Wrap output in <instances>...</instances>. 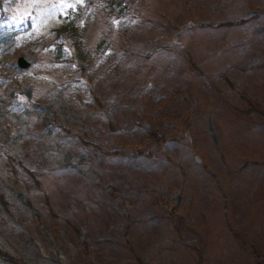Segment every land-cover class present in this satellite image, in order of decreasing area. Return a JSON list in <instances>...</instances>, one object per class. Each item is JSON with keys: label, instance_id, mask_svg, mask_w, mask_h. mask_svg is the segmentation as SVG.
<instances>
[{"label": "rangeland", "instance_id": "obj_1", "mask_svg": "<svg viewBox=\"0 0 264 264\" xmlns=\"http://www.w3.org/2000/svg\"><path fill=\"white\" fill-rule=\"evenodd\" d=\"M104 2L0 0V154L42 173L0 156V250L264 264V0ZM66 9L85 63L53 58L72 51L54 32Z\"/></svg>", "mask_w": 264, "mask_h": 264}, {"label": "trees", "instance_id": "obj_2", "mask_svg": "<svg viewBox=\"0 0 264 264\" xmlns=\"http://www.w3.org/2000/svg\"><path fill=\"white\" fill-rule=\"evenodd\" d=\"M105 8L112 11L115 16H117V14L120 13V10L122 8V4H121V0H105L104 4ZM100 8H102V6L100 5ZM67 14L64 16L65 17V21L58 27L55 28V33L58 35H62L63 37L68 41L69 46L71 48V53L66 55L61 47L60 43H55L54 48L52 49V53L53 56L55 58V60L57 61L58 59H67V60H76V62H81V63H85L87 61V59L90 57V53L87 52V50L84 48L83 46V28L84 25L83 24H79L77 22L74 21V13L72 11H70L69 9L66 10ZM101 42H97L94 49L92 50L93 52L99 50L101 47L100 45ZM83 143L86 145H89L88 142L83 140ZM90 146L97 148V146L91 145ZM137 152L141 155H150L148 153V151L146 149H138ZM2 161L7 169V172L9 173L10 176L12 177H16L17 174L19 173L20 169H23L24 171H26L29 175H31L33 177L34 180H37V176H41L42 173H35V172H31V171H27L26 168L22 165L19 164L17 162H15V159L8 153V152H1L0 154ZM153 156V155H151ZM24 202L27 205H31L30 202L27 199H24ZM1 203L3 205L5 204V201L1 200ZM49 214L51 216H53V213L51 212V210L49 209ZM239 240V244H241V246H248L249 243L248 241H241L242 238H239V236H236V241ZM241 241V242H240ZM197 247L193 248L197 253L198 251L196 250ZM134 260L136 261V264H142V261L140 259V257L136 254L132 255ZM14 258V259H13ZM0 259H2L3 261L7 262L8 264H23L18 258L13 257L11 255H9L8 253L0 250ZM16 260V261H15ZM15 261V262H13ZM199 259H197L195 261V264H199Z\"/></svg>", "mask_w": 264, "mask_h": 264}, {"label": "water", "instance_id": "obj_3", "mask_svg": "<svg viewBox=\"0 0 264 264\" xmlns=\"http://www.w3.org/2000/svg\"><path fill=\"white\" fill-rule=\"evenodd\" d=\"M17 64L24 67L26 65V62L21 57H19L17 58Z\"/></svg>", "mask_w": 264, "mask_h": 264}, {"label": "bare ground", "instance_id": "obj_4", "mask_svg": "<svg viewBox=\"0 0 264 264\" xmlns=\"http://www.w3.org/2000/svg\"><path fill=\"white\" fill-rule=\"evenodd\" d=\"M14 259V258H13ZM16 261V260H15ZM15 261H13V262H15ZM20 264V263H19Z\"/></svg>", "mask_w": 264, "mask_h": 264}]
</instances>
